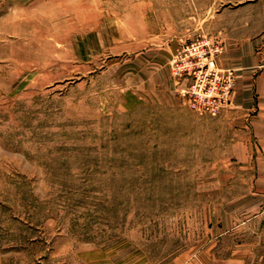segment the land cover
<instances>
[{
  "label": "rangeland",
  "instance_id": "1",
  "mask_svg": "<svg viewBox=\"0 0 264 264\" xmlns=\"http://www.w3.org/2000/svg\"><path fill=\"white\" fill-rule=\"evenodd\" d=\"M259 109L264 0H0V264H264Z\"/></svg>",
  "mask_w": 264,
  "mask_h": 264
},
{
  "label": "built area",
  "instance_id": "2",
  "mask_svg": "<svg viewBox=\"0 0 264 264\" xmlns=\"http://www.w3.org/2000/svg\"><path fill=\"white\" fill-rule=\"evenodd\" d=\"M207 50V42L196 40L189 45L183 61H185L188 74L194 73L195 77H198L201 81L189 91V96H191V107L194 110L215 115L219 113L225 103L230 100V80L224 77L223 81L226 86L223 84L220 88L222 90L218 89L217 86L206 89V78L210 75L209 71L215 68V61L213 59L214 53L208 56L209 53ZM214 74H216V76L218 75L216 71H214ZM224 86L225 88H223Z\"/></svg>",
  "mask_w": 264,
  "mask_h": 264
},
{
  "label": "crops",
  "instance_id": "3",
  "mask_svg": "<svg viewBox=\"0 0 264 264\" xmlns=\"http://www.w3.org/2000/svg\"><path fill=\"white\" fill-rule=\"evenodd\" d=\"M240 63V60L238 61ZM239 75V83L237 88L234 91V95H235V101L236 104L234 105L235 108H237L238 110H241V112H244V108H243V94H251V89L248 87H242V80H241V71L240 73H238ZM262 115V109H259L258 113L256 115H254V117L256 118H244V122H245V136H246V151H247V160L252 158L253 155H255L256 150L258 149L257 144H254V141L252 140V137L257 135L262 129L264 131V119H260V116ZM258 126L259 128H253V133L247 129L249 126Z\"/></svg>",
  "mask_w": 264,
  "mask_h": 264
}]
</instances>
